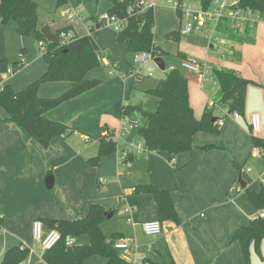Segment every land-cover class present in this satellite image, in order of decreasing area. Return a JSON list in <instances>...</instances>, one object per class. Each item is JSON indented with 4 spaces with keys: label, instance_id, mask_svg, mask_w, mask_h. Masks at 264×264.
I'll list each match as a JSON object with an SVG mask.
<instances>
[{
    "label": "crops",
    "instance_id": "obj_1",
    "mask_svg": "<svg viewBox=\"0 0 264 264\" xmlns=\"http://www.w3.org/2000/svg\"><path fill=\"white\" fill-rule=\"evenodd\" d=\"M154 1L146 0L154 3L152 9L157 7ZM95 18L97 30L111 28L101 21L99 23L100 17ZM155 19L157 33L160 29H171L165 25L158 27V13H155ZM70 22L63 27H69L75 36H91L98 48L99 45H109L102 36L104 31L77 33L74 22ZM252 36L254 41L251 44L235 46L239 49L234 59L228 56L222 58V55L218 59L209 57L213 54L209 53V49H214L211 43L204 47V51L200 50L203 63L210 69L233 70L251 82L246 89L244 115H227L223 108H217L218 134L196 133L192 137V150L174 156L173 164L170 163L171 157L163 152H149L141 156L127 154L128 144L142 142L130 138L133 131L136 133V128H129L131 122L121 119L115 108L119 104L136 106L124 104L134 86L131 81L128 85L123 84L122 89L118 83L117 86L111 84L105 87L102 83L105 79L114 80L112 75L100 73L87 79L89 74H86V80H98L100 84L44 115L68 127L67 135L53 139L46 149L33 141H26L20 129L7 121L8 115L0 107V260L5 252L20 246L29 250L22 264H44L41 247L32 240L33 222L41 219H82L91 205H98L105 213H112L100 225L105 237L110 239L112 235H117V242L122 241L130 247L128 258H123L127 262L246 264L241 247L232 241V236L249 221L264 214V210L255 209L244 191L259 193L264 188L261 183L264 162L255 156L252 142V137L264 140V20L255 23ZM171 42H165L163 46L155 45L163 53H167L166 49L175 56L181 54L188 58L197 52L184 43L175 45L173 40ZM34 43L37 41L33 35L20 36L12 23L0 26V61H5L8 66L20 63V59L24 63L15 72L2 74L0 89L10 86L16 92L21 91L45 73L46 65L39 46L35 47ZM224 46L229 47L228 43ZM119 50L121 48H115V51ZM123 52L122 49V56L118 57L116 53L113 56L102 53L108 64L113 63L119 73L131 69L129 62L132 57L123 55ZM165 69L164 64L161 71ZM134 70H130L128 78L142 82L145 73L136 77ZM147 71V76L151 77V70ZM184 75L188 82L189 104L194 117L199 120L205 107L211 105L216 96L210 100V95L205 93L206 76L201 79L196 74ZM70 88L68 82L44 83L38 90V97L57 98ZM253 115H258L260 119L257 134L250 131ZM112 136L121 139L116 142L112 138L116 153L101 157L97 165L91 163L98 155L99 140ZM249 163H254L258 169L254 179L248 177L252 173L251 168L246 169V174L242 169ZM239 174L245 182L244 189L238 184ZM50 176L53 178L52 189L58 186L55 194L47 193L52 190L45 185ZM144 185L168 191L177 212L178 223L161 222L162 231L157 236H146L142 230L143 223L158 220L152 196L135 190ZM125 209L130 213H126ZM88 243L87 236L74 239V245ZM84 264H105V259L92 257ZM250 264H264V239L260 243V255L250 246Z\"/></svg>",
    "mask_w": 264,
    "mask_h": 264
},
{
    "label": "trees",
    "instance_id": "obj_2",
    "mask_svg": "<svg viewBox=\"0 0 264 264\" xmlns=\"http://www.w3.org/2000/svg\"><path fill=\"white\" fill-rule=\"evenodd\" d=\"M239 7L250 11L258 21L264 20V0H237ZM205 7L209 0H201ZM67 0H56V8H64ZM38 6L30 0H0V26L12 23L20 36L33 35L37 43L42 42L45 52L42 59L46 65L45 73L21 91H14L10 86L0 89V107L8 115L7 121L14 124L22 132L26 141H33L40 148L46 149L53 139L67 135L68 127L47 119L44 115L59 105L72 100L94 88L100 81L86 80V74L99 67L97 56L102 53L91 36H76L68 45L50 44L43 37L38 27ZM178 14V11L176 10ZM124 23L119 36L128 42V52L132 54L150 53L152 58H160L163 51L153 42L154 12L152 8L141 11L137 0H111L107 13ZM144 18L139 21L141 15ZM96 19V18H95ZM245 26L241 33L231 30L227 24L218 27V32L229 45V59L237 57L236 47L251 44L253 29ZM61 31H69V27L56 31L58 38ZM178 35H176L177 37ZM172 38V37H171ZM236 51V52H235ZM178 57L185 60V56ZM23 61L11 66L0 61V75L8 69L15 72L22 68ZM217 86V96L211 105L205 107L199 120L189 104L188 82L179 69L169 70L153 89L147 92L156 98L153 111H147L142 105H116V114L131 123L136 122L137 136L146 148L155 154L166 153L169 157L192 150V137L198 132L218 134V117L214 115L217 108H223L227 115H244L246 89L250 81L238 76L233 70L211 69ZM68 82L71 88L53 99H41L38 90L41 84ZM215 119V122L212 120ZM70 132V130H69ZM99 140L98 155L90 161L98 164L101 157L116 153V145L112 140ZM253 146L262 154L264 162V140L252 137ZM208 148V147H205ZM136 192L152 196L157 208L158 222L171 221L178 223L176 209L168 191L160 190L152 185L136 187ZM250 203L257 211L264 210V188L259 193L244 190ZM104 210L98 205H91L87 215L74 221H55L41 219L43 227L55 230L60 234V241L50 250L42 254L44 264H84L92 257L105 259V264H130L115 249L118 236L107 239L100 225L105 221ZM87 236V245L67 247L66 240ZM264 239V218H256L237 230L232 241L237 242L242 250L246 264H250V246L260 255V243ZM29 250L16 246L5 252L0 264H20L28 256ZM142 264H155L144 261Z\"/></svg>",
    "mask_w": 264,
    "mask_h": 264
},
{
    "label": "rangeland",
    "instance_id": "obj_3",
    "mask_svg": "<svg viewBox=\"0 0 264 264\" xmlns=\"http://www.w3.org/2000/svg\"><path fill=\"white\" fill-rule=\"evenodd\" d=\"M34 2L39 10H38V27H48L50 26V31L52 33H55L56 31H59L63 29V26H66L65 24H69L68 22L72 23L74 22V30L77 33H83L84 31H90L92 34L98 33V31H104L102 36L105 37V42H107L109 45L102 47V45H99V50L102 51V53L106 54L108 53L110 56H113V53L118 56H122V49L124 50L123 55L130 56V62L131 69H139V66L134 61V54L128 52V42L123 41L119 42L118 37L119 33L115 32L112 28L102 27L100 29H96V19H94L95 16L100 17L105 15L107 13V9L111 6V0H67L68 4L64 8L57 9L56 8V0H30ZM157 5L153 9L154 11V25H153V42L156 44H160L161 46L164 45L165 42L172 43L171 40L175 43V45H178L179 43H184L186 45H189L190 47L196 49V53H194L195 56L186 57L185 60H191L194 62H197L198 64H204V57L201 55L200 50L204 51L205 46H209V44L214 45V49H209V53L212 54L213 57L218 59V56L227 54L228 49L223 45L224 40L223 37L219 33L210 34L208 31L203 32L202 34H195L187 37H181L178 35L179 31V24L181 23V20L179 19V15L175 12L174 5L176 3V0H155L154 1ZM188 3H191V0H187ZM76 9H78L79 19L75 16L76 15ZM65 11H68L69 16H64ZM155 13H158L159 16V24L158 27L161 28L162 25H165L166 28H171L169 31L159 30L158 33L156 31V19H155ZM75 20V21H74ZM98 20V18H97ZM68 21V22H67ZM256 22L258 23V19H256ZM100 23V20H99ZM63 27V28H62ZM61 28V29H60ZM66 28V27H65ZM156 35V36H155ZM176 35H178L176 37ZM172 37V38H171ZM32 41L33 38H31ZM170 40V41H169ZM35 47L38 46L37 43H34ZM115 48H121L119 51H115ZM163 49V47H162ZM239 47H236V50H238ZM167 53H163V55L160 57L163 61V63L166 66L165 71H161L156 64L153 62V60L147 61L142 69V73H145V78L142 82H138L137 79H130L129 74L130 70L128 69L126 72V69L124 72H116L114 74L111 73L112 69L110 68L108 61L106 60V57L101 53L102 59L99 61V67L91 70L87 73L89 76H87V79H92L95 76L99 75L100 73L112 75V79L114 80H106L102 83L103 85L110 86L111 84L117 86V83L119 84L120 89H122L123 84L128 85L130 81L134 85L132 87V91L130 92V95L128 94V98L125 100L124 104H133L138 105L142 104L146 110L153 111L156 105V98L153 97L151 94L147 92V89L152 88L155 86L156 82L163 78L165 74L164 72H168L171 67H175L179 69L180 73L184 75V71L180 69V64L183 61L178 56H175L174 54L170 53L166 49H164ZM19 59V58H18ZM21 62V59L20 61ZM147 70H151V77L147 76ZM211 71V70H210ZM122 76V77H121ZM124 79V82L123 80ZM189 88H191V85H189ZM216 89L217 86L215 84V81L213 79L212 72L208 73L206 75V78L204 80V91L206 94L210 95V100L214 99L216 95ZM131 90V89H130ZM203 110V109H202ZM1 111V110H0ZM214 115L218 116L219 112L216 109L214 111ZM132 136H130L131 139L134 141L142 142V140L137 136V134L133 131ZM119 142V141H118ZM143 144V142H142ZM251 168L252 173L248 175L251 179L255 178L258 169L254 167V163L246 164L242 169L244 173L246 174V169ZM263 167L261 166L260 169ZM247 176V175H243ZM61 185V184H58ZM58 187V186H57ZM54 188L50 191H48V194H55L58 190V188Z\"/></svg>",
    "mask_w": 264,
    "mask_h": 264
},
{
    "label": "built area",
    "instance_id": "obj_4",
    "mask_svg": "<svg viewBox=\"0 0 264 264\" xmlns=\"http://www.w3.org/2000/svg\"><path fill=\"white\" fill-rule=\"evenodd\" d=\"M137 1L141 7V11L153 8L154 6V3H148L146 0ZM174 9L178 11L182 23L179 30V35L181 37L192 34H202L205 31H208L211 35L219 33L217 29L222 24H227L231 30L241 33L247 25L254 27L257 19L250 11L242 10L237 0H209V5L206 7L201 0H191V3H188L187 0H176ZM64 14L65 16H69L70 13L65 12ZM75 16L79 18L78 9H76ZM100 21L104 25L111 27L117 33L122 31L125 26L123 22L107 14L103 15ZM75 38L76 36L72 32L61 31L58 37L59 45H68L75 40ZM224 44H227V42L224 41L223 45ZM38 46L42 55L45 52L44 45L42 42H39ZM227 55H231V53L228 51ZM224 56L225 54L222 55V58H224ZM97 59H102L101 54L97 56ZM149 60H153L150 53L142 52L134 55V61L139 66L138 70L135 69L133 71L136 77H142L143 66ZM109 66L112 69V73H115L117 70L116 66L113 63H110ZM180 68L186 74H196L201 79L211 70L206 64H198L191 60H183L180 64ZM11 72L12 70L8 69L6 74H11ZM1 79L2 75H0V80ZM136 127V122L129 124V128ZM250 131L252 134H257L260 131V119L258 115H253L251 117ZM113 139L116 142L121 140L119 137H113ZM126 151L127 154L131 156H141L150 152L143 144L132 143L126 146ZM253 152L257 158L262 159V154L258 150L254 148ZM170 163H174V158H171ZM100 182L104 181L100 180ZM261 183L264 186V175L261 179ZM125 212L128 214L130 213L127 209H125ZM256 218L258 217L254 219ZM260 218H264L263 213L260 215ZM128 222H132V220L128 219ZM142 230L146 236H157L161 233L162 227L158 220H153L143 223ZM32 240L40 245L41 251L44 253L53 248L60 241V234L55 230L46 231L40 221H34L32 224ZM65 245L67 247L74 246V239H67ZM115 249L120 252L122 258H128L130 247L126 243L122 241L116 242ZM129 262L130 264H137L134 260H130Z\"/></svg>",
    "mask_w": 264,
    "mask_h": 264
},
{
    "label": "water",
    "instance_id": "obj_5",
    "mask_svg": "<svg viewBox=\"0 0 264 264\" xmlns=\"http://www.w3.org/2000/svg\"><path fill=\"white\" fill-rule=\"evenodd\" d=\"M144 14L141 15L138 19L139 21H141L143 18H144ZM41 33L43 35V37L45 38V40L47 42H49L50 44H54V45H58L59 44V41H58V38L54 35V33H52L49 29V27H45L41 30ZM118 41L119 42H122L123 41V38L121 36L118 37ZM153 62L156 64V66L160 69V70H164V63L162 61L161 58H156L153 60ZM212 122H215V119L212 120ZM238 184L240 185V187L242 189L245 188V182L242 180V176L241 174H239L238 176ZM45 185H46V188L48 190L52 189L53 187V178L50 176L48 177L46 180H45ZM112 216V213H105L104 214V217L105 219H109L110 217Z\"/></svg>",
    "mask_w": 264,
    "mask_h": 264
}]
</instances>
